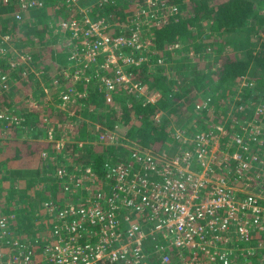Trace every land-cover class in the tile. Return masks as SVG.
<instances>
[{"label": "trees", "instance_id": "trees-1", "mask_svg": "<svg viewBox=\"0 0 264 264\" xmlns=\"http://www.w3.org/2000/svg\"><path fill=\"white\" fill-rule=\"evenodd\" d=\"M9 1L0 0V34L9 36L17 52L22 46V53L31 57L29 64L43 76L26 75L29 66L13 67L11 50L0 55V112L4 113L0 119V215H15L16 234L26 235L36 253L49 235L44 202L52 200L60 207L66 201L53 177L54 169L80 166L99 172L104 160L115 162L117 149L119 157L129 155L126 147L96 142L104 129L164 156L175 153L176 141L171 135L175 129L193 138L222 126L226 131L220 144L223 150L231 141L234 144V136L247 140L249 132L247 145L256 161L247 168L245 179L251 187L264 182V0H151L157 7L162 2L168 6L157 16L169 13V6L177 8L159 26L153 24L155 20L139 16L150 28L148 33L166 63L152 71L144 65L132 70L134 80L147 86L146 96L155 101L145 103L140 96L120 95L106 104L97 91L78 85L69 106L62 104L60 95L69 81L59 74L61 62L54 63L53 48H63L64 34L57 23L76 17V6L67 5L68 0H41L39 8L26 11L16 22L13 15L18 0ZM146 1L76 0L78 7L89 9L90 16L119 26L140 13ZM121 34L125 32L111 29L112 37ZM173 46L176 48L169 52L168 47ZM3 75L6 79L1 82ZM157 113L162 115L160 121L154 119ZM58 126L66 136L62 151L55 153L54 145L39 137L45 140L52 129L59 139ZM242 127L247 130L241 131ZM22 133L34 138L26 139ZM236 164L230 163L232 173ZM169 253L171 263L177 264V251ZM241 257L245 260L231 264H264L263 250Z\"/></svg>", "mask_w": 264, "mask_h": 264}, {"label": "built area", "instance_id": "built-area-1", "mask_svg": "<svg viewBox=\"0 0 264 264\" xmlns=\"http://www.w3.org/2000/svg\"><path fill=\"white\" fill-rule=\"evenodd\" d=\"M68 3L76 6V17L57 23L64 34L59 52H66L69 62L68 66L58 63L59 74L69 81L60 94L62 104L70 105L78 85L97 91L106 104L120 95L153 103L155 98L146 96L147 86L134 80L132 70L144 65L152 71L166 63L139 16L159 26L177 8L169 6V13L157 16L168 6L162 2L157 7L147 0L140 13L119 26L90 16L88 8L73 0ZM16 4L13 19L20 22L23 13L39 8L42 1ZM116 28L125 34L112 37L111 29ZM7 49H14L9 36L0 34V55L6 56ZM4 79L3 75L1 82ZM3 115L0 112V119ZM154 119L160 121L162 115L157 113ZM247 127L258 134L252 125ZM52 135L51 129L45 139ZM171 135L175 153L164 156L104 129L96 142L126 147L129 155L102 162L99 172L90 167H56L53 177L66 201L60 207L52 200L43 204L49 218L47 240L36 253L26 235L16 234L15 215H0V264H172L170 250L177 251V264H231L258 250H263L264 261V240L258 239L264 237V182L256 181L259 193H254L242 178V171L256 161L247 145L249 132L247 140L234 136V144L231 141L226 150L220 145L226 135L222 126L193 138L180 129ZM65 136L59 132L57 151L63 149ZM231 161L237 162L234 173ZM22 238L26 241L20 242Z\"/></svg>", "mask_w": 264, "mask_h": 264}, {"label": "rangeland", "instance_id": "rangeland-1", "mask_svg": "<svg viewBox=\"0 0 264 264\" xmlns=\"http://www.w3.org/2000/svg\"><path fill=\"white\" fill-rule=\"evenodd\" d=\"M75 3H77L76 2V0H73ZM69 6H70V4H68ZM156 12H158V10H156ZM153 24H155V22L153 23ZM151 26V25H150ZM146 31V30H145ZM62 42V41H61ZM60 45H61V43H60ZM43 46H44V44H43ZM21 47V51H19V52H17L16 50H14V49H12V51L11 52H13V56L11 57V59H10V61L13 63V67H17V66H20V65H22V66H29V69L28 70H26V71H28V73H25L26 75H29V76H33V77H35V78H37V79H40V78H42V74H43V72L42 71H40V69L39 68H34L33 66H31L30 64H29V59L31 58V57H29V53H22V51L24 50V48L22 47V46H20ZM176 47V46H175ZM27 50V49H26ZM53 50H54V52H56L57 53V50H55L54 48H53ZM61 55H62V57H61ZM60 55V58L59 57H56L55 56V58L58 60H60V62H61V64L63 65V66H68V64H69V62L67 61V54H66V52L65 53H62ZM234 56H236L235 54H233ZM16 58H19L20 59V62H18L17 61V59ZM63 58V59H62ZM54 63H55V61H54ZM56 70H57V66L55 67V69H54V74L56 73ZM24 74V76L25 77H27L26 75ZM28 76V77H29ZM41 85H43V81L40 83ZM45 85V84H44ZM57 129H59L60 131H58V132H60L61 134H63L64 133V129H63V127H60V126H58V128ZM55 132V131H54ZM4 134H2L1 135V137L3 136ZM22 136H24L26 139H33L34 137H32V135L30 134V135H27V134H23L22 133ZM28 136V137H27ZM99 137V136H98ZM98 137L96 138V141H97V139H98ZM21 139H24V138H21ZM21 139H19V140H21ZM39 140H43V141H46V142H50V143H52L53 145H54V149H53V151H55V153H58V151H57V144H59V143H61V140L60 139H57V138H55V136L54 135H52V138L50 139H42V137H39ZM149 148L151 149V147L149 146ZM60 152L62 151V150H59ZM119 149H117V152H116V157H115V161L116 160H118L120 157H119V154L121 153H119ZM44 154V155H43ZM156 154H158V153H156ZM170 152H168V154H166L167 156H170ZM46 155V153L45 152H42V156H45ZM173 155V154H172ZM172 155H171V157H172ZM109 158H110V156H109ZM208 160H209V158H208ZM105 161H110V162H112V159L110 158L109 160H104L103 162H105ZM102 163V162H101ZM251 166H252V164H251ZM47 176H49L50 175V173H46V172H44ZM248 173V170H247V168L246 169H244L243 171H242V178H243V180L244 181H247L248 182V178H246L245 179V175ZM0 181H1V178H0ZM257 187H259V184H257V186H254V187H251L250 188V190L251 191H253L254 193L256 192V188ZM256 193H259V192H256ZM262 197H263V194L261 195ZM172 264H175V263H172Z\"/></svg>", "mask_w": 264, "mask_h": 264}, {"label": "crops", "instance_id": "crops-1", "mask_svg": "<svg viewBox=\"0 0 264 264\" xmlns=\"http://www.w3.org/2000/svg\"><path fill=\"white\" fill-rule=\"evenodd\" d=\"M54 48L57 50L56 56H57V55H61V54H59V53H60V52H59V47H54ZM54 61H55V63L58 62L57 59H54ZM58 63H59V62H58ZM60 64H61V63H60ZM61 65H62V64H61Z\"/></svg>", "mask_w": 264, "mask_h": 264}, {"label": "clouds", "instance_id": "clouds-1", "mask_svg": "<svg viewBox=\"0 0 264 264\" xmlns=\"http://www.w3.org/2000/svg\"><path fill=\"white\" fill-rule=\"evenodd\" d=\"M59 54H62V53H59Z\"/></svg>", "mask_w": 264, "mask_h": 264}]
</instances>
